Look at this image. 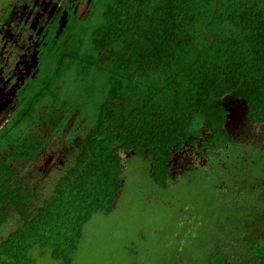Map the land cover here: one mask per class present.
Masks as SVG:
<instances>
[{
  "label": "trees",
  "instance_id": "trees-1",
  "mask_svg": "<svg viewBox=\"0 0 264 264\" xmlns=\"http://www.w3.org/2000/svg\"><path fill=\"white\" fill-rule=\"evenodd\" d=\"M214 4L97 2L44 96L55 103L47 111L50 138L19 134L37 117L35 106L0 131V227L13 211L21 219L0 239V264H38L35 249L73 264L86 223L115 208L124 183L122 152L144 155L149 177L166 189L174 149L203 141L215 150L233 142L225 125L228 94L247 103L252 123H264V0H217L215 12ZM75 113L82 130L77 154L40 200L15 163L36 161ZM246 239L238 256L219 239L202 264H264V235Z\"/></svg>",
  "mask_w": 264,
  "mask_h": 264
},
{
  "label": "rangeland",
  "instance_id": "rangeland-1",
  "mask_svg": "<svg viewBox=\"0 0 264 264\" xmlns=\"http://www.w3.org/2000/svg\"><path fill=\"white\" fill-rule=\"evenodd\" d=\"M227 97L230 101L236 99L234 95ZM76 118L77 113L64 130L51 137L36 161L15 163L18 175L39 191L40 200L52 193L55 182L77 154V134L82 136V130L79 124L76 127ZM229 128L233 132L231 125ZM72 129H75L74 136ZM237 137L233 144L208 155L211 160L205 170L212 174L209 179H198L194 174L186 181L170 182L166 189L149 177L150 164L144 155L122 152L124 183L115 208L109 214H95L86 223L73 264L204 263L206 251L219 241L216 240L221 236L219 228L220 231L227 227L241 230L240 209H264V202L258 201L264 198L252 186L247 188L252 191L245 190L247 193L236 192L234 199L230 197L232 200L220 193L228 194L234 190L231 187L238 185L233 180H237L236 172L249 176L251 184H254L251 178L264 182V124H247ZM193 185L196 187L191 191ZM257 213L263 216L262 212ZM20 223L19 214L13 211L10 222L0 227L5 229L0 239ZM221 240H225L223 244L229 254L238 256V246L244 247L247 239L241 234L236 239L221 237ZM38 254V249L32 251L38 264H60L49 255Z\"/></svg>",
  "mask_w": 264,
  "mask_h": 264
},
{
  "label": "flooded vegetation",
  "instance_id": "flooded-vegetation-1",
  "mask_svg": "<svg viewBox=\"0 0 264 264\" xmlns=\"http://www.w3.org/2000/svg\"><path fill=\"white\" fill-rule=\"evenodd\" d=\"M98 1L0 0V131H3L15 116L19 115L20 120L35 106L37 117L21 128L19 134L26 137L50 138L47 111L49 108L53 109L55 103L54 98L44 96L50 89L53 79L65 68L68 49L77 39L76 31L79 25L91 17ZM56 92L59 94L58 89ZM227 96L223 99L228 109L225 125L233 136V142L230 143L233 144L247 124L264 123L251 122L246 102L241 97L234 95L236 99L230 101ZM70 120L71 118L69 122ZM230 125L233 132L230 131ZM77 136V140L80 139V135ZM202 144L203 141H199L196 145L186 143L182 149H174L169 163L172 184L178 180L186 181L194 174L198 175V179H209L212 174L205 170V165L211 160L208 155L230 145L212 150L202 147ZM4 153L8 154L6 151ZM237 174V172L234 174L237 180L235 178L233 180L238 185L231 187L234 190H230L228 194L220 192L223 197L228 196V199L232 200L236 192L252 191L247 190L252 186L254 189L257 188L258 195L264 198L263 181L251 178V181H254V184H251L247 179L249 176H241L242 172ZM195 187L193 185L191 191ZM258 201L264 202V200ZM240 211H242L239 214L241 230L237 232L235 228L227 227L226 230L220 231L219 228L218 232L221 236L216 240L221 237L236 239L241 234L243 238H247L248 235L250 238L264 235V209L244 207ZM257 212H262L263 216ZM256 219L259 220L258 223ZM238 248L240 254L243 246Z\"/></svg>",
  "mask_w": 264,
  "mask_h": 264
},
{
  "label": "water",
  "instance_id": "water-1",
  "mask_svg": "<svg viewBox=\"0 0 264 264\" xmlns=\"http://www.w3.org/2000/svg\"><path fill=\"white\" fill-rule=\"evenodd\" d=\"M214 1H215V4H214V12H215L216 8H217V0H214ZM214 12H213V14H214ZM203 29H204L205 33H207V34L209 33L207 28H206V24L203 26ZM246 106H247V103H246Z\"/></svg>",
  "mask_w": 264,
  "mask_h": 264
}]
</instances>
